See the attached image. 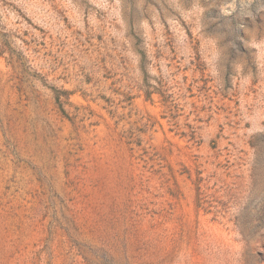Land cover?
<instances>
[{"label":"rangeland","instance_id":"374dc122","mask_svg":"<svg viewBox=\"0 0 264 264\" xmlns=\"http://www.w3.org/2000/svg\"><path fill=\"white\" fill-rule=\"evenodd\" d=\"M0 264H264V0H0Z\"/></svg>","mask_w":264,"mask_h":264},{"label":"bare ground","instance_id":"6f19581e","mask_svg":"<svg viewBox=\"0 0 264 264\" xmlns=\"http://www.w3.org/2000/svg\"><path fill=\"white\" fill-rule=\"evenodd\" d=\"M102 163H103V162H102ZM100 164H101V163H100ZM99 167H100V166H99ZM103 167H104V166H103ZM101 168H102V167H101ZM101 168H100V169H101ZM104 168H105V167H104ZM105 170H107V169H105ZM100 171H101V170H100ZM102 172H103V171H102ZM106 172H107V171H106ZM107 173H108V172H107ZM101 174H102V173H101ZM105 174H106V173H105ZM109 175H110V174H109ZM109 175H108V176H109ZM106 176H107V174H106ZM108 176H107V177H108ZM109 178H110V177H109ZM107 180H108V178H107ZM104 183H105V182H104ZM107 183H108V182H107ZM108 184H110V182H109ZM105 189H106V188H105ZM105 192H106V191H105ZM94 193H95V192H94ZM95 194H96V193H95ZM97 197H98V195H97ZM90 202H91V201H90ZM100 202H101V201H100ZM93 205H94V204H93Z\"/></svg>","mask_w":264,"mask_h":264}]
</instances>
